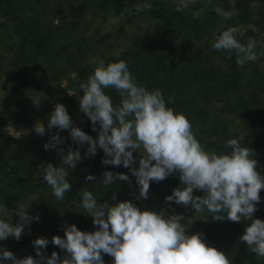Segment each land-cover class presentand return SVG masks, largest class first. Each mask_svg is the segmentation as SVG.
I'll use <instances>...</instances> for the list:
<instances>
[{
    "label": "clouds",
    "instance_id": "9594fccd",
    "mask_svg": "<svg viewBox=\"0 0 264 264\" xmlns=\"http://www.w3.org/2000/svg\"><path fill=\"white\" fill-rule=\"evenodd\" d=\"M197 0H180L177 12H183L194 5ZM212 4V0H207ZM152 3L145 0L137 3L134 9L125 7L121 18L132 11L136 13L151 10ZM216 13L223 19H231L233 12H226L214 6ZM223 27V26H221ZM245 36L243 26H231L213 35L212 48L216 51L234 52L236 63L243 66L246 62L256 61L264 50L257 53V41L249 37L247 43H241ZM264 49V45H261ZM73 79L76 74L73 73ZM82 97L79 98L80 110L97 131V138L85 133L73 125L66 107L56 103L54 111L48 118L47 129L68 130L71 139L80 147L87 144L85 157L95 156L97 148L102 149L104 165L123 166L128 168L136 178L139 186V197L147 199L150 181L159 183L169 175L179 172V179L184 187L173 190L172 195L165 197L167 202L191 206L196 213L205 210L213 214L212 219H227L234 223L242 220L251 221L239 240L245 243L248 250L259 258H264V221L253 219L260 202L259 192L264 189V176L257 171V161L253 150L242 146L239 139L226 141L230 147L228 153L218 154L207 150L197 139L193 125L187 116L168 107L161 89L148 90L136 81L124 60L107 65L101 61L94 69L86 83H81ZM115 89L120 103L113 105L105 89ZM40 100L33 101L34 105ZM34 131L44 136L45 125L37 122ZM57 131L44 145L45 150H57L61 156L60 166L51 163L41 164L42 179L52 189L58 201H64L66 193L71 191L67 177L81 161L80 148H69L65 152L58 145L64 143ZM133 152L141 153L139 167H133ZM93 175L86 180L94 181ZM116 180L128 182L129 176L124 173L105 171L101 184L107 189ZM205 193L194 196L193 190ZM116 199L115 194L112 197ZM29 206L18 203L16 214L19 222L15 225L0 218V241L9 237L19 240L26 226L39 215L28 214ZM82 207L98 226L93 232H84L75 224L63 225L64 237L55 235L51 243L66 255L61 260L53 251L46 256L45 250L49 240L39 237L33 241L36 257L17 258L7 249H0V262L11 261L12 264H104L103 254L114 258L113 264H231L229 257L215 247L205 244L203 233L186 235V226L179 214L165 216L163 212L138 209L132 202L123 201L113 206L98 203L91 191L82 192ZM7 209L0 206V212ZM8 211V210H7ZM9 212V211H8ZM192 224V223H191ZM190 224V225H191Z\"/></svg>",
    "mask_w": 264,
    "mask_h": 264
},
{
    "label": "trees",
    "instance_id": "16d2710c",
    "mask_svg": "<svg viewBox=\"0 0 264 264\" xmlns=\"http://www.w3.org/2000/svg\"><path fill=\"white\" fill-rule=\"evenodd\" d=\"M251 1L235 0L234 15L240 22H250ZM259 1L263 7L262 15L264 16V0ZM75 2L80 5L78 10ZM143 2L145 0H0V17L10 22L12 32L17 38L11 44L10 61L12 64L19 65H39L42 70H47L48 67L44 63L62 60L67 57L72 47L81 51L84 45L89 46L84 34L77 31L81 29L80 23L74 21L73 18L79 20L89 9L109 11L120 16L125 7L134 9L137 3ZM148 2L154 3L152 0ZM153 9L152 7L150 11L145 10L139 13L132 11L124 18L126 22H130L133 17L153 14ZM47 10L48 13L58 14L57 21L45 17ZM68 11L74 15L66 22L64 20ZM167 12L169 15L163 23H156L152 29L135 37L124 55L121 58L111 56V62L126 61L138 83L143 84L150 91L161 89L167 106L187 116L196 136V127L205 122L209 113L208 108L215 99H223L231 107L241 111L243 116L249 119L248 126L254 124L253 107L260 101L264 88V76L258 77L255 83L256 89L247 90L240 79L235 53L216 51L212 48L213 35L231 26L239 27L237 23L233 19L208 20L201 15L202 20L199 19L200 14L187 10L181 13L177 12L176 8L168 9ZM249 33L253 34V31L249 29L245 35ZM201 39L206 40L203 46L197 45ZM240 42L247 43L244 37ZM74 58L79 61L78 56L74 55ZM221 58L222 62H225L232 71L229 72L220 66L218 61ZM80 84L77 83V87L74 88L82 96ZM104 91L111 97L114 106L120 103L121 97L115 89L108 88ZM33 115L35 117L30 121L24 120L14 112L4 114L1 118L0 126L1 124L5 126L8 122L25 125L40 120L46 123V132L44 136H40L32 129L27 136L0 141V206L14 205L23 202L29 196H38L31 200L29 210L33 216L39 215V221L33 220L27 226L28 234L22 235L20 241L23 245L32 247L35 239L47 238L49 244L43 252L50 257L53 251H58V247L51 243V239L61 214H65L71 224H75L79 230L84 232H93L98 226L93 224L91 216L85 215L87 212L84 209L78 210L73 203L67 202V194L64 201H58L52 194V189L42 179V172L39 169L42 163L60 166L59 152L57 150L46 151L44 148L51 135L59 130L53 128L49 131L47 129L50 112L43 106L36 108ZM96 127L97 131L90 134L94 139L98 135L100 127L98 123ZM59 134L64 138V143L58 145L57 149L62 148L67 152L69 148L73 150L79 148L78 144L71 139L68 130L59 131ZM202 142L210 148L213 146L212 141ZM87 147L86 144L85 151ZM135 153L133 152V155ZM81 156V161L70 170L67 177L70 181L71 177L77 176L76 186L89 188L91 191L100 190L103 186L101 184L103 173L105 171L118 173L119 171L117 166L102 163L105 158L102 149L97 148L95 156L85 157L84 152H81ZM132 166L139 167L135 164ZM257 171L264 176L260 170L257 169ZM78 173L80 175H77ZM88 175H93L96 179L88 181L86 180ZM150 185L153 190H157V186L152 183ZM111 188L112 185L109 186L108 191ZM259 196L260 202L257 204L254 217L264 221V189L260 190ZM214 221L217 224L218 220ZM230 223L236 234V251L241 259L246 264H259L258 257L239 240L249 225L242 221L240 223L230 221ZM17 243L14 240H9L6 244L0 241V246L1 249H7L16 256V252L20 255V250L16 247ZM107 257V264H113L114 258L108 254ZM0 264H12V262L2 261Z\"/></svg>",
    "mask_w": 264,
    "mask_h": 264
},
{
    "label": "rangeland",
    "instance_id": "374dc122",
    "mask_svg": "<svg viewBox=\"0 0 264 264\" xmlns=\"http://www.w3.org/2000/svg\"><path fill=\"white\" fill-rule=\"evenodd\" d=\"M152 1L154 2L152 3L154 8L153 14L133 17L130 22H126L125 18H121V16H117L113 12L103 10H86L84 12L85 15L79 20L73 18L74 14L72 12H66V19L64 21L67 22L72 18L74 21H78L81 29H77V31L81 32L80 34H84L86 43L89 46L86 47L84 45L81 51L77 50L76 47H72L66 55L67 57L62 60L53 63H44L48 67L47 70H42L39 65H19L11 63V44L17 38L12 32L10 22L0 17V121L4 114L10 112L17 113L24 120L30 121L35 117L33 113L39 106H43L51 113L54 111L55 104L61 103L66 107L74 126L81 128L88 135L93 133L90 119L80 110L79 98L82 96L76 92L74 87H77V83H86L88 77L93 74L95 67L101 61L107 65L111 63V56L114 55L117 58H121L135 37L149 31L156 23H163L167 15H169V12H167L168 9L176 8L180 2V0ZM234 4L235 0H212V4H208L207 0H197L194 5H190L185 10L200 14L199 16L201 18L198 16L199 19H202V16H204L208 20L219 19L223 21L224 19L217 15L214 6H219L226 12L235 13ZM75 5L78 10L80 5L77 2H75ZM250 6L252 12L250 14V22H240L236 15H233L231 19L239 27L243 26L245 33L249 29L253 31V34H246L244 39L247 42L249 37L254 38L258 42L256 51L259 54L264 50L261 48V45H264L263 7L259 0H252ZM163 8L164 12H162ZM45 17L49 20L57 21L58 14L48 13L47 10ZM205 42V39H201L197 42V45L203 46ZM74 55L78 56L79 61L74 58ZM218 62L227 71H232L225 62H222V58ZM237 69L239 70L240 79L243 81L245 88L249 91L256 89L255 83L258 81V77L264 76V55H259L256 61L246 62ZM73 73L76 74L75 79H73ZM36 99L41 101L37 106L33 103ZM208 112L205 122L201 126L196 127L197 139L200 143L207 150L221 154L231 151L230 147H226L227 140L244 137L241 141L242 146L253 150V158L257 161V169L264 173V88L259 103L253 107L252 116L255 119V123L251 126H248L249 119L245 118L241 111L231 107L223 99L213 100L208 108ZM37 122L46 124L40 120L25 125L22 123L15 125L11 122H8L5 126L1 124L0 141H9L15 137L27 136L32 129L34 130ZM204 140L212 141V148L207 146L206 143H203L202 141ZM85 147L86 144L83 147L79 146L80 151L85 152ZM133 156L135 158L134 164L139 166L141 153L136 152ZM118 173L128 175L132 182L131 185L128 182L116 180L109 191L104 186L100 190L91 191L89 188L76 186L78 182L76 178L78 177H71L69 181L71 191L66 193L67 202L73 203L74 207L78 210L84 209L82 207V192L87 190L96 196L98 203L106 202L110 206H113L119 202L130 201L140 210L144 208L157 213L163 212L166 217L173 214L182 215L184 220L181 223H184L186 226V235L203 233L202 239L205 244L224 252L231 260V264H246L236 251V234L229 220H218L216 224L212 219L213 214L207 210L204 213H196L195 209L191 206L186 208L182 204L167 202L165 200V197L172 195L174 189L184 187L179 179V172L169 175L159 183L150 181V183L157 186V190H153V187L150 185L147 199L139 197V186L136 184V178L128 168L121 165L119 166ZM77 175H80V173ZM113 194L116 196L115 200L112 199ZM193 195L203 196L205 193L201 190L194 189ZM36 197L38 196H29L21 203L30 207L31 200ZM17 206L18 203L9 206L5 205L4 207L9 212L7 210L0 212V218L15 225L19 222V216L16 214ZM29 207L27 209L28 214L33 216ZM85 215L87 217L90 216L88 213H85ZM253 219L256 218L253 216ZM242 222L247 225L251 223L248 220H242ZM65 223L71 224L67 216L61 214L53 236L59 235L62 238L64 237L63 225ZM27 230L26 226L22 235L28 234ZM9 240L18 242L16 244V247L20 250V255L16 252L18 259L28 256L39 259L36 257L34 245L28 247L21 243L22 236L19 240H16L14 237H9L3 241L6 244ZM11 249L13 248L11 247ZM57 253L61 260L66 255V251L61 250L59 247ZM102 256L104 264H107V254L102 253ZM258 260L259 264H264V258L258 257Z\"/></svg>",
    "mask_w": 264,
    "mask_h": 264
}]
</instances>
